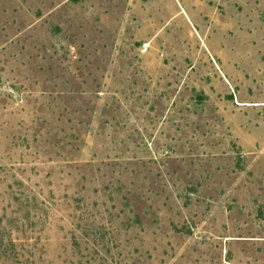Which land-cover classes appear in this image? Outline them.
Returning <instances> with one entry per match:
<instances>
[{
	"label": "rangeland",
	"instance_id": "obj_1",
	"mask_svg": "<svg viewBox=\"0 0 264 264\" xmlns=\"http://www.w3.org/2000/svg\"><path fill=\"white\" fill-rule=\"evenodd\" d=\"M0 264H264V0H0Z\"/></svg>",
	"mask_w": 264,
	"mask_h": 264
},
{
	"label": "trees",
	"instance_id": "obj_2",
	"mask_svg": "<svg viewBox=\"0 0 264 264\" xmlns=\"http://www.w3.org/2000/svg\"><path fill=\"white\" fill-rule=\"evenodd\" d=\"M6 227H3L0 231V258H9L15 249V244L13 240L9 237H5L8 233H5Z\"/></svg>",
	"mask_w": 264,
	"mask_h": 264
}]
</instances>
